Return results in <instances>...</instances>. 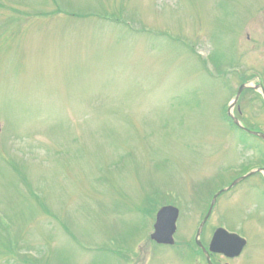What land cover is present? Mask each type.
I'll use <instances>...</instances> for the list:
<instances>
[{"label": "rangeland", "instance_id": "374dc122", "mask_svg": "<svg viewBox=\"0 0 264 264\" xmlns=\"http://www.w3.org/2000/svg\"><path fill=\"white\" fill-rule=\"evenodd\" d=\"M264 0H0V264H264ZM240 112V113H239ZM175 244L149 239L155 204ZM158 206V207H159Z\"/></svg>", "mask_w": 264, "mask_h": 264}, {"label": "water", "instance_id": "95a60500", "mask_svg": "<svg viewBox=\"0 0 264 264\" xmlns=\"http://www.w3.org/2000/svg\"><path fill=\"white\" fill-rule=\"evenodd\" d=\"M243 87H244L243 85L239 87L236 98L241 92V89ZM234 122L237 126H240L242 129H244L236 119H234ZM260 136L264 139L263 135H260ZM250 174H252V172L248 173V175ZM214 199H215V196L212 199V202L210 204V208H209V211L207 212L206 217L208 216L213 206ZM176 217H177L176 208L171 207V206L162 207L156 214V220H155L154 227H153L154 231L151 234V238L157 241L158 243H166V244L173 243L172 234L175 229ZM244 244H245V241L238 235L228 233L225 230L219 228L216 230L210 242L209 249L211 251L220 252L228 256H234V255L239 254Z\"/></svg>", "mask_w": 264, "mask_h": 264}, {"label": "flooded vegetation", "instance_id": "af4514ba", "mask_svg": "<svg viewBox=\"0 0 264 264\" xmlns=\"http://www.w3.org/2000/svg\"><path fill=\"white\" fill-rule=\"evenodd\" d=\"M209 219L210 218L208 217L207 220H209ZM206 221L203 223L202 227L196 229L195 234H194V236H193V238L191 240L194 243L195 248L198 250L199 255H200V257H201V259L203 261V264H208L207 258L209 259L211 264H238V263L233 262V261L236 260L237 258L239 259V257L242 254V251L246 247L247 243H246V245H244V247L242 248L241 252L237 256H234V257H229V256H227V255H225L223 253L212 252V251L208 250L209 249L210 240H211L216 228H218L219 226H216L211 231V233L208 234V236H207V234L204 236L205 228H206V226L208 224ZM176 232H177V230L174 233V238H175ZM195 240H198L199 245H196ZM152 242H153V244H156V245L168 246V245H164V244H157L154 241H152Z\"/></svg>", "mask_w": 264, "mask_h": 264}]
</instances>
